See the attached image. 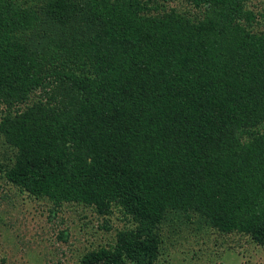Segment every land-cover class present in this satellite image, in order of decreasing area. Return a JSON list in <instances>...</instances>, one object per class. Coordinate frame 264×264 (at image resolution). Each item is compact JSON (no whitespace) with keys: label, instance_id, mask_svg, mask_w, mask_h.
I'll return each mask as SVG.
<instances>
[{"label":"trees","instance_id":"obj_1","mask_svg":"<svg viewBox=\"0 0 264 264\" xmlns=\"http://www.w3.org/2000/svg\"><path fill=\"white\" fill-rule=\"evenodd\" d=\"M167 2L0 0V174L56 208L125 216L79 264H152L168 221L195 213L264 245L255 1ZM77 18L90 32L80 52L42 32L55 22L73 36Z\"/></svg>","mask_w":264,"mask_h":264},{"label":"rangeland","instance_id":"obj_2","mask_svg":"<svg viewBox=\"0 0 264 264\" xmlns=\"http://www.w3.org/2000/svg\"><path fill=\"white\" fill-rule=\"evenodd\" d=\"M254 1L250 4L257 13L254 30L264 32V0ZM167 4L178 11L188 7L183 0H169ZM40 13L45 17L44 12ZM75 22L73 36L60 32L55 22L44 26L42 32H54L64 45L72 47L70 51L80 52L75 47L77 40L90 32L79 18ZM29 37L30 44L41 46L37 37ZM3 151L0 135V159ZM124 217L118 210L102 216L92 207L76 203L56 208L50 201L19 192L0 174V264H79L81 255L88 250L115 241L117 230L126 224ZM175 217L167 221L172 225L177 220L178 230L174 233L166 224L162 251L152 264H264V245L249 236L223 233L199 213L192 214L190 222L184 216ZM62 231L68 234L67 239L60 237Z\"/></svg>","mask_w":264,"mask_h":264}]
</instances>
